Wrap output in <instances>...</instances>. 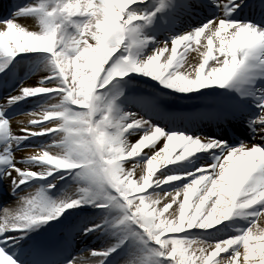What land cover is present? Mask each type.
Segmentation results:
<instances>
[{
  "label": "snow or ice",
  "instance_id": "obj_1",
  "mask_svg": "<svg viewBox=\"0 0 264 264\" xmlns=\"http://www.w3.org/2000/svg\"><path fill=\"white\" fill-rule=\"evenodd\" d=\"M134 3L137 0H96V3L54 0L51 8L44 3L19 7L12 17L0 21V57L10 60L18 53L43 51L51 55L54 68L51 75L42 77L40 82L22 85L18 93L0 103L10 104L37 94H56V102L28 114L27 125L39 127L19 128L23 138L54 135L50 146L31 151L27 157L52 167L34 171L27 164L17 167L16 163H10L5 177H11L10 183L19 187L57 170L79 169L77 176L86 182L78 189L82 195L75 198L52 200L43 190L18 194L15 207H5L0 214V242L14 240L10 233L20 232L23 236L26 234L23 230L57 219L69 208L83 204H94L97 208L114 205L123 209L116 223L135 224L143 233L141 239L146 235L159 246L153 250L154 254L169 258L172 264H264V207L259 211L254 208L264 205V146L261 144L264 135H260L264 133V88L257 89L259 111L251 118L252 123L260 125L254 129L253 142L245 141L237 146H229L226 140L216 137L168 132L133 113L120 115L115 97L97 95V90L114 78L133 72L147 74L182 93L210 85L239 89L254 69L264 68V27L251 20L230 18V13L239 9L244 0L239 3L213 0L220 8V15L171 42H163L146 58L137 59L131 50L144 44V40L134 22L147 17L129 10ZM196 6L195 3L187 5ZM33 16L40 26L38 30H30L35 26L19 22L21 18ZM69 25L75 29L74 33L68 31ZM122 45L129 54L109 63ZM181 45L183 50L178 53ZM190 52H197L198 56L191 57ZM4 67L6 64H0V71ZM246 115L243 104L229 102L211 113V118L226 123ZM13 128L14 121L0 109V134L15 137ZM133 128L144 131L135 143H129L125 133ZM145 148L151 150L146 161L124 166L128 160L125 157L134 159ZM211 149H218L220 154L213 153L209 164L192 172L155 176L157 167L183 161L199 150ZM6 160H16V153L7 147L0 156V161ZM189 176L192 178L175 191L151 194L144 191ZM233 214L253 218L238 236L207 243L179 235L195 226L210 229ZM102 223L103 220L90 224L83 231L87 234ZM117 247L119 244L103 251L92 250L90 254L107 257ZM229 248H233L232 254L222 255ZM0 264H18V261L0 247ZM65 264L87 262L73 258ZM97 264H103V260Z\"/></svg>",
  "mask_w": 264,
  "mask_h": 264
},
{
  "label": "bare ground",
  "instance_id": "obj_2",
  "mask_svg": "<svg viewBox=\"0 0 264 264\" xmlns=\"http://www.w3.org/2000/svg\"><path fill=\"white\" fill-rule=\"evenodd\" d=\"M146 1H148V0H143V2H146ZM150 1H152V0H150ZM1 3H4V2L1 1ZM40 3H44L45 7H47V8L52 7L50 5V3L48 2V0H32L31 1V4H40ZM139 3H140V0H137V3H134L133 5H131L130 8H132L134 10V12L139 13L138 11H135L136 9H134V7L136 5L138 6ZM4 6H5V4L0 5V12L7 11V9ZM218 12L220 15L221 14L220 8L218 9ZM13 15H14V13H13ZM0 16H1V13H0ZM19 22L24 26H29V27L35 26V29L30 27V30H38L40 27L38 22H37V18L34 16L21 18V20ZM152 25H161V21L159 20V18L156 21H153ZM137 26L139 28L140 37L142 40H144V44H142L138 47H135L132 50H134V52L136 53L137 59H141V58H146L148 55H150L156 47H158L159 45H161L164 42V40H162V38H159L155 34L151 35V33H149V31L147 29H145V28L142 29V27L140 25H137ZM202 42L206 43V41H203V37H202ZM125 43L127 44L128 42L126 41ZM122 46H123L122 48L124 50L125 46L124 45H122ZM182 50H183V45L178 46V49H177L178 53ZM213 54L214 55L217 54L215 51V44H214ZM190 55H191V57H197L198 53L197 52H190ZM43 57H45L46 59L44 61L40 62L37 66H35V65L30 66L31 63L32 64L34 62L36 63V60H38L39 58L42 59ZM162 60H163V56H161V61ZM211 62L212 61L210 60V63ZM0 64H6V67H4L3 71H0V80H4L5 83H2V84L7 86V88H9L8 85L10 84L8 81L9 80L8 77L11 74H13L14 72L19 71L18 73H21V74H27L29 72V77L24 81V83L22 85L29 84L31 82H40L42 77L49 76L54 72V68L51 64V55L49 53H46L43 51H32V52H26V53H18L17 56L11 58L10 60L8 58H5V57H0ZM206 68H207V66H206ZM248 81H251L256 87L258 86V84H257L258 78L256 76L251 75ZM45 83H47V81H45ZM210 86H212V85H210ZM207 87H209V86H206L205 88L200 89V90L201 91L206 90ZM19 89H17L12 94L18 93ZM231 90H235V87H230L229 89H225L224 92H230ZM258 94L259 93L257 91H254V96L256 98H259ZM125 99L126 100L122 99V101L120 100V102L116 103V107L119 109L120 115H123L125 113H133L137 117H143L145 120L150 121L149 118H146V116H147L146 113L150 112V111H147V108L144 110L146 113H141L139 111H136L135 109L129 108V106H131L134 102H141V103H143V105H147L148 107H150V110H154L157 107V103L155 101H153L150 98H148V99H142V98L130 99L127 97ZM36 102H41L42 105L37 106V105H35ZM53 102H56V94L55 93L37 94V95L22 98L18 101L11 102L10 104L0 103L2 108L6 109L8 111L13 110L17 106H20V105L22 106L23 104H25L27 108H31L30 112L18 113V116L11 118V120L14 121L13 131L16 132L15 137H13V136L5 137V136H2V134H0V143L4 142L3 139L11 138L10 143H5L3 145H0V156L4 155L5 154V148L6 147L8 148L10 146L12 151L14 153H16L15 163L17 164V167H20L24 164H27L34 171H43L49 167H52L50 165H47L44 162H39V161L27 159V157H28L29 152H31V151L38 150L41 148H46V147L50 146L54 142V135L49 133L47 135H30L27 138H23L24 134L19 132V128L21 126L39 127V125H27V120L29 119L28 114L32 113V112H38V111L42 110L45 105H47L49 103H53ZM128 119H131V117H128ZM156 125H158V124H156ZM259 126L260 125H258V127ZM143 131H144L143 128L129 129L128 132L125 133L126 141L129 143H135L140 138ZM252 135L253 134L243 133L242 136L244 138H246L245 141L253 142ZM260 135H264V133H261ZM192 136H208V135L193 134ZM210 137H214V136H210ZM218 139H220V138H218ZM261 144H262V146H264V142H261ZM177 151H179V149H177ZM205 151H207V150H199L196 153L204 152V153H202V157H203V156L208 155ZM140 152H141V154H139L134 159H130V158L125 157V159H128V160L124 161V166L128 167L134 163L135 164H141L144 161H146L148 159V156L151 154V150L149 148L141 149ZM174 155H175V153H173V156ZM187 163L191 164L192 161H189V162L185 161L184 164H182L181 161H174L173 163H170V164L166 165L165 167H162V168L157 167L155 176L156 177H166V176L172 175V174L187 173L188 170L186 172H183V169L181 168L182 165L187 166L186 165ZM205 164H206V162L204 161V163L202 165H205ZM145 166H146V164H145ZM194 168H196V167H193L192 169H194ZM58 171H60V170H57V171L53 172L51 175H48L44 178L38 177V178L31 179L27 183L19 185V187L10 183L11 177H5L6 178L5 183H6V186L8 188L9 193L12 194V192H15L12 195L9 194L10 197H8V199H10L11 202L6 207H9V208L15 207V205L18 201V194L28 195V194H34L36 191H39V190H44L45 187H43V185H42V183L44 181H42V180L52 179L51 176L56 174ZM189 172H192V171H189ZM59 176H61V177L58 178ZM59 176L51 182V184L55 185L54 187H52L53 189H56L57 185L62 180H64L63 175H59ZM64 177H65V175H64ZM191 178L192 177L189 176L187 179L176 180L174 182L166 183V184H163V185L158 186V187H156V186L150 187L148 190H152L153 193L154 192H161L162 193V192H167V191H175L176 189H178L181 186H183L184 184H186ZM33 181H35V182L37 181V184H34V185L28 187L27 185ZM65 186L67 188L66 189L67 196H70L71 198H75L77 196L82 195L78 191V189L80 187L85 186V185L80 183L79 180H74V181L69 182ZM24 187H26V189L20 191L21 190L20 188H24ZM145 190H147V189H145ZM18 191H20V192H18ZM4 198H6V197L3 195H0L1 201ZM258 205H260V204H258ZM258 205H256V206H258ZM261 207H264V205L256 207L255 210L259 211L261 209ZM71 209L72 208L67 209L54 222H51V220H50L46 223H40L37 225H33L29 229L23 230L26 233L23 236H21L20 232L10 233L11 235H13L15 237V239L9 240L6 243H4V242H0V243L5 247V249L7 247H9L10 245L15 244L16 248L14 249L12 256L17 257L18 252L20 253L21 251H23L24 246L30 244L29 241L31 238L33 239V236L36 237L37 242L39 244L52 247L53 245H55V240H56L57 235L58 234H65L67 237V239H66L67 243L68 242L69 243L74 242L75 244H77L78 248H80V250H77L76 255H75V258L77 260L83 259L84 261L87 262V264H97V262L100 260H103V264H115L114 259L116 257H118L119 261L117 264H140V260L138 259L137 255L134 252H132V251L130 252L128 250L125 251V249L120 251L121 250L120 248L125 243L126 237L119 233L118 228H119L120 224H117L116 221L119 220L122 215L115 216L112 219H106L105 216L95 215L96 214L95 212L91 213L90 215H87L86 213L84 214V213L79 212L76 215L75 219L71 223H62L65 220L69 221L70 220L69 218L74 216V214L77 212L76 211L75 213H73L71 215L69 213L67 214V212ZM2 212H1V214H2ZM252 219L253 218L251 216H241V215L233 214V216H231L227 220H224L223 222L218 224V225L223 224V226H220L219 229H217L215 232H213L212 235L214 237L209 236L210 239L208 240V243H214L216 241L226 240L230 237H235V236L242 234L243 233L242 229L244 228V227H242V224L244 222H246V225H248V227H249L251 222H252ZM101 220H103L104 223H102L99 228L95 229L94 231L88 232L87 234L84 233L83 230L85 227H87L90 224L100 223ZM231 220H233L232 222L234 225H232V227H230V228H228V227L226 228L224 226L225 223L227 221L231 222ZM218 225H216V226H218ZM216 226H214V227H216ZM192 229L199 230L200 228L198 226H195ZM201 230L205 231V230H209V229H201ZM70 233H71V235H70ZM0 241H2V239ZM121 241H123V243H120ZM116 244H119V247H117L114 252L109 253V255L107 257L92 256L90 254L92 250L103 251V250H107L109 247L114 246ZM81 250H83V252ZM232 251H233V248H229V250L222 255H225V256L231 255Z\"/></svg>",
  "mask_w": 264,
  "mask_h": 264
},
{
  "label": "rangeland",
  "instance_id": "obj_3",
  "mask_svg": "<svg viewBox=\"0 0 264 264\" xmlns=\"http://www.w3.org/2000/svg\"><path fill=\"white\" fill-rule=\"evenodd\" d=\"M50 1H52V4H53L54 0H50ZM93 2L96 3V0H93ZM73 19L77 20L79 18H73ZM69 26H71V25H69ZM123 55H127V54H123ZM119 57H120V54L116 55L114 53L112 60L109 61V63H114L117 59H119ZM142 74H144V73H142ZM145 76L147 79H155L154 77H151L147 74H145ZM125 81H126V79H124V77H116L107 86L98 89L97 95H101V96L105 97V94H107V91H108V93H111V95H116L118 92L128 89L127 88L128 86L125 85ZM166 89H168L169 91L173 90V89H170L168 87H166ZM195 91H197V90H193V91H190L188 93H183V94L190 95V94H193V92H195ZM104 92H106V93L104 94ZM77 107H82V106H77ZM77 110H79V109H77ZM76 176H77V174H76ZM76 179H78L80 183H82L84 185L86 184V182L83 181L78 176ZM107 191L110 194H114V190H112L111 188H108ZM59 192L60 193L56 197L53 196L52 194H46V195H48L49 198L52 200H60L62 198H71L70 196H67V193H66V191H64V189H62V191L60 190ZM145 192H148L149 194L153 193L152 190H148V189L145 190ZM83 209L89 210V211H96L101 216H105L106 219H112L115 216L123 215V209H120L114 205H109L106 208H97L94 206V204H83V205H80L77 207H73L71 210H69L67 212V214L69 213L71 215V214L75 213L76 211L83 210ZM54 220H56V219H53L51 221H54ZM118 230H119V233L121 235H124L126 237L125 239L128 240L127 250L130 252L132 251L137 255L138 259L140 260V264H172V262L169 258L156 256L154 254L153 250L158 248L159 246L156 245L153 241L147 239L146 235L144 236V239H141V235H143V233L135 224L125 222L124 224H120ZM199 231H200V229L199 230H197V229H186L184 232H182L179 235L183 238L198 239L200 241H204V242L208 243V239L205 238L204 234H202V232H199ZM126 240H125V242H126Z\"/></svg>",
  "mask_w": 264,
  "mask_h": 264
}]
</instances>
